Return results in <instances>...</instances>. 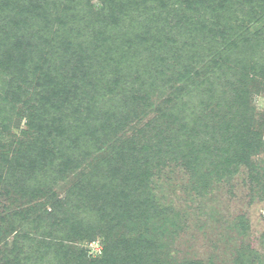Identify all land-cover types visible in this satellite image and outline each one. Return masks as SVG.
<instances>
[{"label":"trees","instance_id":"16d2710c","mask_svg":"<svg viewBox=\"0 0 264 264\" xmlns=\"http://www.w3.org/2000/svg\"><path fill=\"white\" fill-rule=\"evenodd\" d=\"M229 61L264 88V0H0V127L21 132L0 130V183L31 205L0 264H205L164 252L155 179L264 180L263 114L239 89L214 115L194 99Z\"/></svg>","mask_w":264,"mask_h":264},{"label":"rangeland","instance_id":"374dc122","mask_svg":"<svg viewBox=\"0 0 264 264\" xmlns=\"http://www.w3.org/2000/svg\"><path fill=\"white\" fill-rule=\"evenodd\" d=\"M261 54L254 53L253 59L257 61ZM224 68L220 69L224 78L220 84L215 81L214 88L203 89L202 97L194 96L198 105L200 104L199 112L214 115L212 110L220 99L225 98L224 100L232 102L236 98L234 92L237 94L236 90L239 89L243 95L242 101H245L244 98L246 101L249 99V104L245 106L252 107L254 114H263L264 119L262 78L257 76L250 78L251 80L243 79L242 71L231 61ZM258 70L263 71L261 68ZM244 89L247 92H244ZM206 90H210L209 93ZM160 98L157 91L152 101L159 102ZM204 98L210 99V103L201 102ZM22 105L20 103L19 106ZM150 117L152 114H149L146 120ZM142 123L134 122L132 126L141 127ZM23 124L24 121L21 122L22 127ZM260 124L257 122L255 127L261 128ZM0 130L5 142H12L21 135L17 127L3 129L2 126ZM253 163L264 169V146L260 153L253 157ZM155 181L156 203L167 210L165 215L170 218L165 223L166 230L162 240L165 243L164 252L172 259L182 263L186 260H201L205 264H235L238 255L247 251L251 255L245 253L243 258L249 257V264H264V180L260 183L253 180L249 167L241 165L232 174L218 179L211 178L207 189H202L199 183H195L179 167L173 170L165 168L157 175ZM7 189L2 181L0 244L7 239L8 244L3 248L2 255L14 257L12 251L22 229L20 220L15 217L16 212L30 208L31 205L27 202L28 196L26 198L21 196L20 192L10 190L9 193ZM63 194L61 190V195ZM13 228L18 230L13 232ZM8 231L11 233L8 234ZM92 246L95 250L100 249V245L92 243ZM29 250L24 247L20 252L19 247L18 255L25 257Z\"/></svg>","mask_w":264,"mask_h":264}]
</instances>
